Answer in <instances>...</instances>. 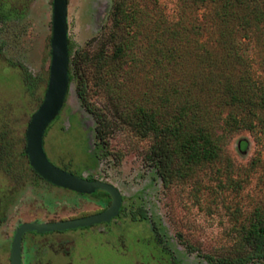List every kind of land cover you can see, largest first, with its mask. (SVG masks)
<instances>
[{"label": "rangeland", "instance_id": "obj_1", "mask_svg": "<svg viewBox=\"0 0 264 264\" xmlns=\"http://www.w3.org/2000/svg\"><path fill=\"white\" fill-rule=\"evenodd\" d=\"M0 1L3 8L10 1L13 11L0 23V202L16 198L17 204L7 211L10 221L1 237L9 241L17 217L50 215L52 209L68 213L65 201L77 205L71 212L97 206L41 183L21 153L26 125L48 79L52 0ZM116 7L121 12L113 16ZM221 8V0H67V44L71 56L83 62L41 140L51 164L110 183L123 198L120 219L134 235L114 253L100 245L98 264H228L248 252L246 230L256 217H264V110L255 117L237 113L251 126L231 128L224 122L228 109L213 108L220 111L214 112L217 158L168 186L147 159L151 137H139L126 116L138 104L158 106L166 92L179 89L180 75L214 72L205 58L219 60L220 39L240 56L232 73L244 72L264 88V0H245L231 9L236 16L223 19L217 15ZM126 43L127 53L116 56L115 49ZM78 78L91 113L76 96ZM84 229L64 233L80 235ZM112 229L121 235L124 228ZM94 241L77 239L78 255Z\"/></svg>", "mask_w": 264, "mask_h": 264}, {"label": "trees", "instance_id": "obj_2", "mask_svg": "<svg viewBox=\"0 0 264 264\" xmlns=\"http://www.w3.org/2000/svg\"><path fill=\"white\" fill-rule=\"evenodd\" d=\"M221 1V11L219 14L215 13L219 19L236 16L231 9L242 7L245 0ZM119 8H114L113 16L120 11ZM261 18L262 14L258 12L256 19ZM218 42L223 48L219 60L205 58L208 64H212L214 72L210 73L208 70L203 74L199 69L197 74L180 75L179 89H172L169 94L166 92L160 98L158 106L145 107L138 104L126 115L139 137H151L152 143L148 149L147 159L154 167L163 186H168L173 180L181 179L193 167L217 158L219 137L214 135V128L220 111H214L213 108L228 109L224 122L231 128H250L251 126L248 125L251 124L250 121L245 122L243 119L236 118L237 113L242 112L247 116L255 117L256 111L264 110V88L257 87L255 81L244 72L233 74L234 63L241 64L240 56L235 48L223 39ZM128 48L127 43L118 46L114 54L116 56L125 54ZM71 53L72 47L67 44L68 83L76 77L77 64L83 62L81 58L71 56ZM164 59L167 60L169 57L166 56ZM84 89L78 78L76 96L85 110L91 113L85 103ZM176 96L182 98L177 104L173 100ZM170 106H173L171 112L167 111ZM163 109H165L166 118L163 115ZM95 118L96 137L101 141L100 120L97 116ZM245 245L248 247L245 256L231 260L228 264H247L254 259L264 260V217L258 216L250 223L245 234Z\"/></svg>", "mask_w": 264, "mask_h": 264}, {"label": "water", "instance_id": "obj_3", "mask_svg": "<svg viewBox=\"0 0 264 264\" xmlns=\"http://www.w3.org/2000/svg\"><path fill=\"white\" fill-rule=\"evenodd\" d=\"M67 0L51 2V36L49 40L48 79L42 100L30 115L24 133V154L32 170L45 182L82 194L96 190L105 192L110 197V204L103 211L79 219L52 223L27 222L20 224L13 235L10 249V264L19 263L21 235L26 231L51 232L87 227L93 224L108 222L116 216L121 203L118 190L110 183L89 181L74 176L52 165L42 148V135L51 120L58 114L67 89V39H66Z\"/></svg>", "mask_w": 264, "mask_h": 264}, {"label": "flooded vegetation", "instance_id": "obj_4", "mask_svg": "<svg viewBox=\"0 0 264 264\" xmlns=\"http://www.w3.org/2000/svg\"><path fill=\"white\" fill-rule=\"evenodd\" d=\"M3 8L1 6L2 1H0V23L3 19H6L8 14H12L11 3ZM7 7V8H6ZM57 116V115H56ZM22 155L25 156L24 151L22 150ZM26 161L27 157L25 156ZM53 165V164H52ZM27 167L31 173L41 180V183L45 184L51 189H56L54 185H51L41 179L29 166L27 161ZM61 170H64L74 176L89 180V181H100L93 178H85L79 175H76L74 172L67 170L65 167L60 165L56 166ZM103 182V181H102ZM107 183V182H106ZM37 184V183H36ZM38 185V184H37ZM36 186V185H34ZM15 189L17 192L16 188ZM60 189V187H58ZM63 191L55 190L61 194L77 196L79 199L84 201H89L94 203L97 207L90 210H80L71 212L72 208L75 210L77 208L76 204L73 202L65 201L63 204L67 207L68 213H62L56 211L55 209L50 210V215H39L33 214L29 218L20 219L17 217L16 222L11 227L10 230V239H1L5 237L4 233L8 227L9 218L7 211L10 206H14L13 209H16L15 199L3 200L0 202V264H10V249L12 238L16 228L27 222L34 223H52L58 221L79 219L89 215H93L103 211L110 204V197L103 191L96 190L90 194H81L74 191L61 188ZM18 194V193H17ZM120 194V193H119ZM121 197L120 207L116 216L111 218L108 222H102L98 224H93L87 226V229L81 230L80 235L72 233H64L69 230L64 231H51V232H36V231H26L21 235L20 239V249H19V263L20 264H98V247L102 244L108 245V249H112L114 253V247L129 245L131 238L134 235L132 228L128 223H124L121 219V210L123 198ZM57 204V203H56ZM64 206V207H65ZM65 207V209H66ZM49 210V209H48ZM114 225L122 226L123 232L121 235L115 234L113 231ZM76 229V228H75ZM85 237H95L97 241L92 243L90 250L84 252L82 255H78V252L75 250L76 240H83ZM155 244V243H154Z\"/></svg>", "mask_w": 264, "mask_h": 264}]
</instances>
